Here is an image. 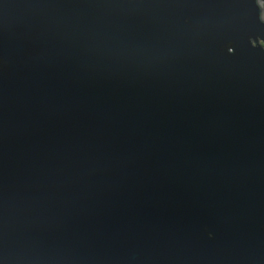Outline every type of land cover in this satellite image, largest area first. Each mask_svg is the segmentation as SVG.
<instances>
[{"label": "water", "instance_id": "water-1", "mask_svg": "<svg viewBox=\"0 0 264 264\" xmlns=\"http://www.w3.org/2000/svg\"><path fill=\"white\" fill-rule=\"evenodd\" d=\"M0 264H264L262 0H0Z\"/></svg>", "mask_w": 264, "mask_h": 264}, {"label": "trees", "instance_id": "trees-1", "mask_svg": "<svg viewBox=\"0 0 264 264\" xmlns=\"http://www.w3.org/2000/svg\"><path fill=\"white\" fill-rule=\"evenodd\" d=\"M263 1V4H264V0H262Z\"/></svg>", "mask_w": 264, "mask_h": 264}]
</instances>
